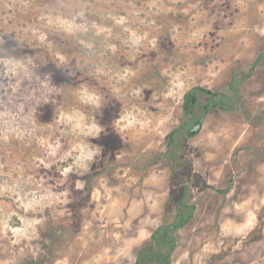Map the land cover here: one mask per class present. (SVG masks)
Wrapping results in <instances>:
<instances>
[{
  "label": "clouds",
  "instance_id": "obj_1",
  "mask_svg": "<svg viewBox=\"0 0 264 264\" xmlns=\"http://www.w3.org/2000/svg\"><path fill=\"white\" fill-rule=\"evenodd\" d=\"M197 88L214 101L243 100L236 113L182 115L184 96ZM248 116L264 118V0H0V211L12 226L9 248L69 223V209L76 221L94 190L104 203L88 212L87 242H69L56 259L124 264L168 226L167 197L183 183L173 179L178 162L189 182L206 179L218 159L229 163L233 133ZM111 133L123 143L114 159L93 142ZM230 198L210 250L230 246L237 264H264V241L248 244L255 225L241 219L264 208V195L254 194L250 209ZM117 220L120 235L109 227ZM24 248L33 258L40 252Z\"/></svg>",
  "mask_w": 264,
  "mask_h": 264
},
{
  "label": "rangeland",
  "instance_id": "obj_2",
  "mask_svg": "<svg viewBox=\"0 0 264 264\" xmlns=\"http://www.w3.org/2000/svg\"><path fill=\"white\" fill-rule=\"evenodd\" d=\"M130 4L139 6L142 0H127ZM150 73H146L149 75ZM232 80V79H231ZM229 80V84L231 83ZM196 96L197 102L193 105L192 111L196 115L197 109H199L204 116H209L210 113L227 112L236 113L238 111L237 104L241 103L243 98L238 94L234 101H227L226 98L220 100L217 106L209 108L205 112L203 111V105L207 102V97L202 95L201 88H197ZM148 90H146V93ZM185 96L183 98L181 108L184 105ZM116 108H119L117 102ZM113 109L106 110L105 117L101 121L105 124L109 120V114ZM182 115L185 113L182 111ZM233 124L236 122V117H230ZM247 122L243 127L236 126V130L232 137V146L226 152L225 159L229 163H224L222 159H218L215 166L204 172L205 178L199 176H193L190 182V196L187 201L195 204V211L193 217L182 227L174 232L175 246L171 252L167 264H237L239 257H233V248L226 247L220 251H211V248L215 247L216 238L213 235L216 220L219 216L220 210L229 201V193H231V200L237 202L236 206H244L248 209L251 205L248 204L249 199L255 194L257 197L264 195V186L261 185V178L264 177V118L260 117H246ZM216 122V116L212 115L209 118V123L214 124ZM111 132V130L109 129ZM171 134V133H170ZM169 134V135H170ZM177 151L182 155L183 147L182 141L177 139L176 136ZM94 143H100L105 146V154L109 151V143L116 144V150L119 151L123 147L122 141L118 139L115 133H111L108 137L103 138L100 141H93ZM115 156H111L110 159H114ZM183 161L178 162L176 170L179 169L183 174L188 176L187 167L183 168L180 164ZM95 166V165H94ZM95 168V167H94ZM189 179V177H188ZM207 185L206 188H202V184ZM228 188V191L226 189ZM255 189V192H254ZM181 190L169 193L167 197V203L163 210V216L169 222L173 219L176 211V205L180 198ZM91 203L87 208L81 212V226L76 235L71 241L87 242V233L89 232V217L88 212H96V205L104 203L102 197L97 198V194L94 190L90 194ZM257 201H253L256 203ZM4 202L0 200V209L3 208ZM71 207V206H70ZM60 210L59 208L53 209L54 211ZM48 211V210H46ZM71 210H68V218H70ZM229 218L233 216L232 212L226 214ZM241 219H246L247 222L253 227L252 232L249 233L247 240L248 244L256 246L264 241V208H260L258 212L249 211L247 216H241ZM121 221H113L109 224V227L116 229V235L121 234L120 229ZM17 227L20 225L17 224ZM99 226V222L97 225ZM11 225L6 229L3 223V213L0 211V264H4L6 260L13 256L14 252L18 253L15 257V264H20L26 258H33L28 248H24L23 253H20V249L24 247V243H30L33 248L39 247L41 253V247L39 239L32 240L30 242H22L20 245L8 246V239L5 235L6 231L8 235L11 234ZM233 227L232 224L228 225L229 230ZM135 229V222L133 223V230ZM148 231H152L149 228ZM39 233V229H38ZM131 233H129L130 235ZM147 232H141V239L143 240ZM229 239H231L229 237ZM238 239V238H237ZM70 241V242H71ZM178 242L179 245H178ZM145 241L138 246H134L129 252V259L124 261V264H134L137 252L139 248L148 244ZM227 243V241H226ZM95 254L97 249H90ZM200 253V255H197ZM264 254V253H262ZM53 264H59L58 259ZM76 264H82L81 261H77ZM108 264H111L109 261Z\"/></svg>",
  "mask_w": 264,
  "mask_h": 264
},
{
  "label": "trees",
  "instance_id": "obj_3",
  "mask_svg": "<svg viewBox=\"0 0 264 264\" xmlns=\"http://www.w3.org/2000/svg\"><path fill=\"white\" fill-rule=\"evenodd\" d=\"M234 79L235 78L233 77L231 83ZM201 90L204 92L203 88H201ZM189 94L185 95V99H189ZM219 101L220 100L214 101L207 98V102L205 103L206 107L205 109L203 108V111L205 112L209 108L217 106L218 103H220ZM176 136V133L170 134L173 144L176 143ZM108 146L109 151H112L113 156H115L114 153L117 151L116 144L109 143ZM176 171H178V173L174 174L173 179L176 180L180 177L183 183L173 219L168 222L167 227L161 225L160 229L151 237V242L139 248L134 264H167L169 256L175 246L176 239L174 232L185 225L193 217L196 207L195 204L187 201L190 196V182L188 176L183 174L179 169ZM94 179L95 177L89 176L85 187H90ZM201 187L206 188L207 185L203 183ZM91 191L87 193L89 201ZM226 191H228V188ZM81 214L82 213L78 214V219L76 221H71V212L69 223L64 225H49L46 231H41L39 229L41 253L35 258L24 259L20 264H53L57 260V252L65 248L67 244L78 235L81 226Z\"/></svg>",
  "mask_w": 264,
  "mask_h": 264
},
{
  "label": "flooded vegetation",
  "instance_id": "obj_4",
  "mask_svg": "<svg viewBox=\"0 0 264 264\" xmlns=\"http://www.w3.org/2000/svg\"><path fill=\"white\" fill-rule=\"evenodd\" d=\"M196 92V90H194ZM192 102V103H190ZM197 102V96L195 94L190 93L189 99L184 100V105L182 107V111L185 113V115H194L192 111L193 105ZM206 105H203V108L205 109Z\"/></svg>",
  "mask_w": 264,
  "mask_h": 264
},
{
  "label": "water",
  "instance_id": "obj_5",
  "mask_svg": "<svg viewBox=\"0 0 264 264\" xmlns=\"http://www.w3.org/2000/svg\"><path fill=\"white\" fill-rule=\"evenodd\" d=\"M190 103H192V102H190Z\"/></svg>",
  "mask_w": 264,
  "mask_h": 264
}]
</instances>
